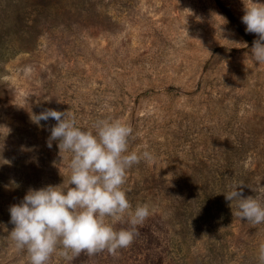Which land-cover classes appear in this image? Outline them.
Instances as JSON below:
<instances>
[{"label":"rangeland","instance_id":"obj_1","mask_svg":"<svg viewBox=\"0 0 264 264\" xmlns=\"http://www.w3.org/2000/svg\"><path fill=\"white\" fill-rule=\"evenodd\" d=\"M243 7V0H0V40L13 42L0 53V264H29L9 235V207L29 188L70 177L71 153L59 154L56 141L47 146L57 121L30 119L45 109L70 112L84 129L120 119L133 129L129 151L153 155L128 170L124 185L132 208L148 204L146 220L158 225L151 261L134 238L116 254L81 253L72 264H166L172 248L160 223L173 213L168 186L239 175L264 201V64L252 59L257 36L245 31ZM31 25L40 33L20 49ZM157 183L165 188L156 195L139 191ZM238 211L192 238L184 264H258L264 223ZM50 264L65 261L53 255Z\"/></svg>","mask_w":264,"mask_h":264},{"label":"clouds","instance_id":"obj_2","mask_svg":"<svg viewBox=\"0 0 264 264\" xmlns=\"http://www.w3.org/2000/svg\"><path fill=\"white\" fill-rule=\"evenodd\" d=\"M242 23L245 31L254 33L251 56L264 64V2L243 0ZM224 23L228 21L225 17ZM54 119L47 146L56 141L59 154L71 153L70 177L67 184L29 188L23 199L9 207V233L18 250H25L29 264H50L59 255L72 264L81 253L95 255L107 250L116 254L129 247L139 226L151 215L148 204L135 209L124 188L126 175L141 160L151 161L149 151H129L132 127L120 119H100L91 129L77 124L68 111L45 109L30 114L36 125ZM243 184L223 193L227 201H237L236 213L253 225L264 223V201L243 195ZM129 227L117 229L118 224ZM258 264H264V245L260 247Z\"/></svg>","mask_w":264,"mask_h":264},{"label":"trees","instance_id":"obj_3","mask_svg":"<svg viewBox=\"0 0 264 264\" xmlns=\"http://www.w3.org/2000/svg\"><path fill=\"white\" fill-rule=\"evenodd\" d=\"M39 33L40 29L38 30L36 25L27 26L26 30L23 31V34L28 36L27 41L23 42L19 48H31L34 45V39ZM8 45L11 47L13 42L0 40V53H2V48ZM2 57L4 56H0V61H2ZM247 181L248 177L245 180H241V176L238 175L235 181L229 183L223 181L217 183L205 182L202 184H187L185 186H168L166 188V199L170 202L173 213L168 221H162L160 217L158 219L162 221L160 224L167 225L168 227L167 230H162V232L168 237L172 248V254L165 256L166 264H184L185 262L182 258L184 255L183 250L188 247L192 238L194 239L199 235L203 236L205 233H211L213 227L219 226V220L221 222H229V219L235 218L234 211L238 209V202L235 200L232 202L227 201L223 193L231 191L235 185L243 184V195L247 197L250 195ZM164 188L165 186L157 183L151 187L140 186L139 191L149 189L147 191L149 195L150 193L156 195L159 189ZM150 221L146 220L142 226H139L138 235L135 237L137 244L141 245L142 250L147 249L144 254L145 262L151 261L149 260V256L152 253V247L149 242L153 238V233L156 232L155 229L158 226L156 223ZM226 243L225 240L222 245ZM152 246L157 247V245L153 244ZM160 247H162V244ZM157 253L161 256L164 254L161 252Z\"/></svg>","mask_w":264,"mask_h":264}]
</instances>
